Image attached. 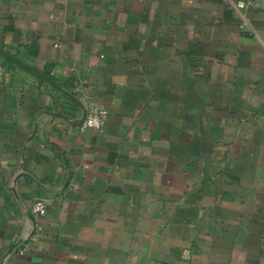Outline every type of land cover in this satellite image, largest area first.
Instances as JSON below:
<instances>
[{
    "label": "crops",
    "instance_id": "0c3cea01",
    "mask_svg": "<svg viewBox=\"0 0 264 264\" xmlns=\"http://www.w3.org/2000/svg\"><path fill=\"white\" fill-rule=\"evenodd\" d=\"M0 62V264H264V0H0Z\"/></svg>",
    "mask_w": 264,
    "mask_h": 264
},
{
    "label": "built area",
    "instance_id": "2783aa9c",
    "mask_svg": "<svg viewBox=\"0 0 264 264\" xmlns=\"http://www.w3.org/2000/svg\"><path fill=\"white\" fill-rule=\"evenodd\" d=\"M245 6V2L238 1L237 7L239 9L243 8ZM6 72V69L4 65L0 62V76H3ZM108 111L102 107H99L98 105H93L91 109L87 112V115L85 119L79 123V126L81 129L86 128H102L105 124L106 117H107ZM46 203L42 199H38L34 202L32 206V223H33V231L36 229V223L38 220V217L45 213L46 211Z\"/></svg>",
    "mask_w": 264,
    "mask_h": 264
},
{
    "label": "water",
    "instance_id": "95a60500",
    "mask_svg": "<svg viewBox=\"0 0 264 264\" xmlns=\"http://www.w3.org/2000/svg\"><path fill=\"white\" fill-rule=\"evenodd\" d=\"M7 57L14 60L18 65H20L24 69L35 73L39 77L49 81L54 86L59 87V84L53 79V77L51 75H49L48 73H46L45 71H42V70L38 69L37 67H34L28 63H25L21 59L15 57L13 55H7ZM86 115H87V113L80 120H78L76 123H78V124L81 123L85 119Z\"/></svg>",
    "mask_w": 264,
    "mask_h": 264
}]
</instances>
